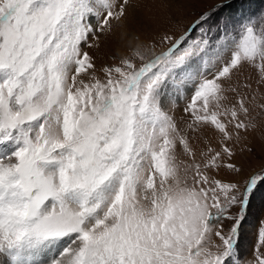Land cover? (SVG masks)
Wrapping results in <instances>:
<instances>
[{"label": "snow or ice", "instance_id": "snow-or-ice-1", "mask_svg": "<svg viewBox=\"0 0 264 264\" xmlns=\"http://www.w3.org/2000/svg\"><path fill=\"white\" fill-rule=\"evenodd\" d=\"M145 2L0 0V264H264V7Z\"/></svg>", "mask_w": 264, "mask_h": 264}, {"label": "rangeland", "instance_id": "rangeland-1", "mask_svg": "<svg viewBox=\"0 0 264 264\" xmlns=\"http://www.w3.org/2000/svg\"><path fill=\"white\" fill-rule=\"evenodd\" d=\"M219 2L220 0H198V3H196L193 9H190V11H194L195 14H198L201 11L211 9ZM252 2L258 6L264 7V4L261 3V0H252ZM154 12L155 9L152 7L151 3L147 2L146 0L140 9V14L147 18L153 15ZM195 14L186 15L181 13L183 17L182 25L191 23L196 18ZM137 30L139 31V28H137ZM113 52L119 56V49L116 44H112L110 47L102 45L101 49L96 54L101 58L102 61L111 63L112 61L110 57ZM184 103L185 101L177 102L178 107L174 110V114L178 119L183 115L182 108L184 107ZM252 146L255 149V154L249 157L250 165L248 166L258 167L260 163L259 157L262 155V147H264V130L258 131L256 133V138L253 141ZM261 220H264V193L257 195L255 202L248 213L246 222L243 224L241 229L240 247L242 255H244L246 258H250L251 249L256 241V234Z\"/></svg>", "mask_w": 264, "mask_h": 264}]
</instances>
